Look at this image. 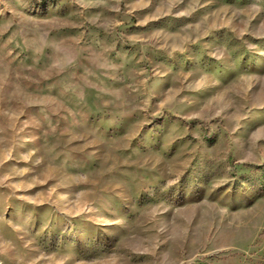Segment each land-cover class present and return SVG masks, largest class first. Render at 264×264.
Here are the masks:
<instances>
[{
	"label": "rangeland",
	"instance_id": "374dc122",
	"mask_svg": "<svg viewBox=\"0 0 264 264\" xmlns=\"http://www.w3.org/2000/svg\"><path fill=\"white\" fill-rule=\"evenodd\" d=\"M0 264H264V0H0Z\"/></svg>",
	"mask_w": 264,
	"mask_h": 264
},
{
	"label": "trees",
	"instance_id": "16d2710c",
	"mask_svg": "<svg viewBox=\"0 0 264 264\" xmlns=\"http://www.w3.org/2000/svg\"><path fill=\"white\" fill-rule=\"evenodd\" d=\"M35 1V0H34ZM43 2L46 1V0H42Z\"/></svg>",
	"mask_w": 264,
	"mask_h": 264
}]
</instances>
